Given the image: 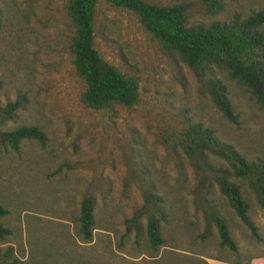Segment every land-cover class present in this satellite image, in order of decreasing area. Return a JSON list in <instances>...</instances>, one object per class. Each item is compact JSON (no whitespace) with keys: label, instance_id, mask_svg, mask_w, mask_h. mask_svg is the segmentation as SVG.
Instances as JSON below:
<instances>
[{"label":"rangeland","instance_id":"obj_1","mask_svg":"<svg viewBox=\"0 0 264 264\" xmlns=\"http://www.w3.org/2000/svg\"><path fill=\"white\" fill-rule=\"evenodd\" d=\"M180 3L188 23L227 21L264 6V0H225L206 13L200 0ZM66 0H0V106L20 98L14 117L0 124L36 125L43 143L25 140L17 151L0 145V204L11 247L21 264H216L233 259L218 244L214 227L204 229L203 196L214 200L229 225L242 260L264 254V212L244 184L241 192L260 241L249 235L209 178L188 162L175 141L189 121L201 122L250 159L264 155V112L246 89L219 70L233 107L228 121L211 103L200 80L173 53L162 49L130 10L105 0L93 8V47L119 73L136 79L138 101L130 107L91 109L80 101L82 79L68 44L72 25ZM144 180L162 197L166 218L162 245L148 247L140 230L124 220L142 203ZM203 182V184H200ZM95 198L91 237L75 232L79 202ZM209 259L214 261H208ZM225 263V262H223ZM222 264V263H219ZM264 264V257L250 260Z\"/></svg>","mask_w":264,"mask_h":264},{"label":"trees","instance_id":"obj_2","mask_svg":"<svg viewBox=\"0 0 264 264\" xmlns=\"http://www.w3.org/2000/svg\"><path fill=\"white\" fill-rule=\"evenodd\" d=\"M110 4L133 12L142 27L152 35L159 46L192 70L200 80L211 103L228 121L234 120L233 107L224 82L217 76L222 71L228 79L243 86L256 105L264 112V6L241 17L233 14L229 20L208 23H188L185 7L180 3L155 5L143 0H105ZM96 0H66L65 12L72 25L69 52L73 69L84 84L80 101L91 109H112L115 105L130 107L138 101L136 79L119 73L103 61L93 47V8ZM225 0H200L208 14L220 12ZM22 100L15 98L0 106V124L14 117ZM45 132L36 125L18 124L0 128V145L17 151L25 140L43 143ZM190 165L209 178L226 204L233 210L249 235L261 240L257 226L248 215V204L242 195L241 184L253 194L264 212V155L253 159L239 152L232 144L220 139L213 129L201 122L189 121L179 131L175 141ZM203 184V182H200ZM142 203L124 220L125 229L137 233L144 216L143 232L148 247L156 250L162 245L161 222L166 218L162 197L151 180H144ZM95 198L85 193L79 202L75 232L82 241L91 237L94 224ZM204 229L214 227L218 244L231 251L233 259L221 256L215 260L229 264H250L256 254L242 260L236 242L231 237L226 218L214 200L203 196ZM7 213L0 204V238L8 233L2 222ZM205 264H207L204 261ZM0 264H21L12 254L11 247L0 248Z\"/></svg>","mask_w":264,"mask_h":264},{"label":"crops","instance_id":"obj_3","mask_svg":"<svg viewBox=\"0 0 264 264\" xmlns=\"http://www.w3.org/2000/svg\"><path fill=\"white\" fill-rule=\"evenodd\" d=\"M208 261H214V260H211L209 259ZM216 264H219V263H222V264H229V263H223V262H217V261H214ZM213 264V263H212Z\"/></svg>","mask_w":264,"mask_h":264}]
</instances>
